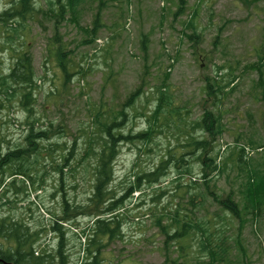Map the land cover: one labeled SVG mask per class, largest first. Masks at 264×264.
<instances>
[{"label":"rangeland","instance_id":"obj_1","mask_svg":"<svg viewBox=\"0 0 264 264\" xmlns=\"http://www.w3.org/2000/svg\"><path fill=\"white\" fill-rule=\"evenodd\" d=\"M33 1L31 19L0 21V132L4 152L27 147L32 127L48 137L37 139L40 152L30 158L31 177L11 176L9 167L0 172V217L39 231L35 247L46 244L51 254L59 243L52 229L57 221L65 231L70 264H88L94 253L99 264H211L199 252V239L169 242L157 224L160 219L172 223L176 210L192 212L191 198L195 204L201 200L193 195L206 192L205 209L193 218L216 225L231 264H264V212L257 218L245 214L242 223L221 204L229 196L243 205L245 165H264V0H186L181 14L179 0H85L75 14L61 19L56 13L67 0ZM12 7L18 8L19 0H0V14ZM98 13L100 26L92 32ZM59 49L65 51L69 79ZM23 54L32 58L33 80L7 92L2 79ZM160 87L180 113L171 116L169 126L163 117L154 122L152 141L120 144L112 182L113 199L126 197L115 213L119 234L95 235V217L85 207L95 180L89 141L101 131L95 116L105 122L124 110L127 119L119 116L118 131L148 129ZM26 91L33 93L29 100ZM206 111L221 115L224 131L214 142L209 133L194 129ZM188 132L211 141L210 155L219 152L220 171L211 172L209 184L202 176L210 168L193 162L192 148L185 145ZM99 147L97 139L93 148ZM241 148L245 162L237 159ZM182 155L187 160L178 162ZM163 160L169 163L158 182L142 178V187L128 193L137 175L155 170ZM190 164L194 173H183ZM65 202L70 219H63ZM80 210L85 213L77 214Z\"/></svg>","mask_w":264,"mask_h":264},{"label":"trees","instance_id":"obj_2","mask_svg":"<svg viewBox=\"0 0 264 264\" xmlns=\"http://www.w3.org/2000/svg\"><path fill=\"white\" fill-rule=\"evenodd\" d=\"M60 1V0H59ZM85 0H67V3L60 2V7L56 17L58 19L66 18L68 12L75 14L77 7L82 4ZM186 0H179V11L178 13L183 12V8ZM36 11V5L33 0H19V7H12L9 10L4 11L0 14V21L8 22L10 20L21 18L28 19L32 18L33 14ZM101 15L98 13V16L95 19L94 28L92 32H96L100 26ZM56 38V36H55ZM144 50L148 49L147 39L142 41ZM60 50L61 63L63 72L66 74L68 79L71 77L68 67L64 62L65 51ZM34 69L32 65V58L29 54H23L17 58V62L14 65L11 73L5 78L3 77V84L7 87L8 90H15V86H23L30 84L33 80ZM213 84L209 85L210 90L213 92ZM223 86L219 85L216 87L218 91L221 90ZM216 89V90H217ZM9 90V91H10ZM3 90H0L2 93ZM24 96L29 100L32 96L31 91H26L23 93ZM141 94V88L132 93L128 98L127 104L133 103L134 100ZM159 97L157 105L153 112L148 116L149 128L137 133L125 134L123 131H118L117 128L120 124H123V121H118L119 116L124 118V122L127 119V115L124 110L118 111L116 115H110L105 122H100L97 115L95 116V123L99 125L100 132L96 135H93L89 141V149L95 155V163L93 164V173H94V191L93 195L90 198V203L85 207H89L91 215H93L95 225L94 234L95 235H106L110 238L116 237L120 230V223L118 215L115 213L119 211L124 206L125 195L121 196L119 199H113L114 193L112 189V182L114 180V162L119 154V146L122 142L125 141H139L141 143L150 142L154 138V122L159 121L162 117L164 118L166 125L169 126L172 123L171 116L177 115L180 113L176 107L171 105L169 95L167 90H163V87L159 88ZM13 95V92L11 93ZM29 101H23L22 104L25 107H28ZM1 106V103H0ZM1 108V107H0ZM185 119L179 115L178 122L184 123ZM174 124L179 127L176 123ZM194 129L202 130L210 134V140L212 142L216 141L218 136H220L224 127L221 121V115L215 114L212 111H206L201 119L196 121ZM47 131H38L34 132L33 127L30 133L27 136V141L29 145L27 147H19L17 149H10L7 152H4V137H2L0 132V172L5 171L8 167L10 168L11 176L28 175L30 176V158L35 154L36 158L39 155L40 149L38 148V140L46 139ZM188 143L186 146L192 148L189 153H192L194 156L193 162H203L206 168H210V171L204 169L202 179L206 184H209L208 178L211 175V172L217 170L220 171L217 164V156L219 152L212 156L210 151H213L211 146V141L206 138L196 137L193 134H187ZM99 140V149L95 151L93 145ZM252 144L255 142L250 141ZM262 147V146H257ZM197 150L201 152L195 153ZM245 152L244 148H241L239 157L237 158L239 162H245L243 154ZM72 154V153H71ZM88 154V151L86 155ZM90 154V153H89ZM196 154V155H195ZM69 158H66L68 161ZM182 155L178 162L186 161ZM190 161L189 163H191ZM169 163V160H163L160 165L153 171L145 173L143 176L137 175L136 184L128 188V193H132L135 189H140L142 187V178L148 180L149 183L158 182L161 176L165 173L164 169ZM63 172V168L59 169ZM243 171L246 172V179L242 184L241 193L243 199V205L239 201L227 197L225 200L221 201V204L225 210L231 212L234 218H237L242 223L245 221V214H250L253 218L258 217L263 214L264 210V165H245ZM183 173L193 174L191 164L185 167ZM31 177V176H30ZM209 187V185H208ZM209 194H215L214 191H208ZM206 192L193 195L198 201V197L201 198L198 203H194V198H191V203L194 206L192 212L181 213L180 210H176L173 217L172 223L161 224L158 220L157 224L161 227V231L169 239V242L179 241L184 238H195L199 239V252L202 255L208 257L211 264H231L232 259L229 254V247L226 245V239L222 236H218V229L215 224L212 225V221L209 219H194L193 216L197 214L198 211L205 209L206 200L208 198L205 195ZM4 195V194H3ZM3 195L0 194V208L2 206ZM216 195V194H215ZM77 210L82 209L81 206L75 207ZM74 208V209H75ZM84 208V209H86ZM70 210V205L68 202H65V218L70 219L68 211ZM84 211H77V214H83ZM118 218V219H116ZM119 220V221H117ZM118 222V223H117ZM55 232L59 234V243L57 247L56 254L46 252L47 247L42 248L35 247V242L39 239V231L30 232L29 229L24 225L20 224L17 221L12 220L10 217H0V264L7 262L8 264H51L56 262L57 264H70V256L66 253V238L65 231L57 221L52 228ZM183 248V247H182ZM40 251L37 253V251ZM42 250H45L42 252ZM98 254L94 253L93 260L89 261L88 264H99L98 263ZM178 264H185L178 263Z\"/></svg>","mask_w":264,"mask_h":264},{"label":"built area","instance_id":"obj_3","mask_svg":"<svg viewBox=\"0 0 264 264\" xmlns=\"http://www.w3.org/2000/svg\"><path fill=\"white\" fill-rule=\"evenodd\" d=\"M45 246H46V244H45V245H44V244L42 245L43 248H44ZM39 251H40V249L37 251V253H38ZM78 264H80V263H78Z\"/></svg>","mask_w":264,"mask_h":264},{"label":"water","instance_id":"obj_4","mask_svg":"<svg viewBox=\"0 0 264 264\" xmlns=\"http://www.w3.org/2000/svg\"><path fill=\"white\" fill-rule=\"evenodd\" d=\"M4 264H8L7 262H4ZM10 264H12V263H10Z\"/></svg>","mask_w":264,"mask_h":264}]
</instances>
